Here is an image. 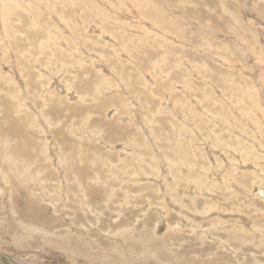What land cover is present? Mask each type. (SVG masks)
<instances>
[{"label":"rangeland","instance_id":"374dc122","mask_svg":"<svg viewBox=\"0 0 264 264\" xmlns=\"http://www.w3.org/2000/svg\"><path fill=\"white\" fill-rule=\"evenodd\" d=\"M211 263L264 264V0H0V264Z\"/></svg>","mask_w":264,"mask_h":264},{"label":"bare ground","instance_id":"6f19581e","mask_svg":"<svg viewBox=\"0 0 264 264\" xmlns=\"http://www.w3.org/2000/svg\"><path fill=\"white\" fill-rule=\"evenodd\" d=\"M60 87H63V89H64V91H66L65 92V94L66 93H68V92H70V89H68V88H65L64 86H58L57 88H60ZM70 94V93H69ZM211 193V192H210ZM161 225V224H160ZM160 225H158V226H160ZM166 227H164V229H165ZM247 236V235H246ZM254 238V237H253ZM256 239V238H255ZM241 248V247H240ZM228 250V249H227ZM195 258V257H194ZM219 260V259H218ZM212 264V263H211ZM229 264V263H228Z\"/></svg>","mask_w":264,"mask_h":264}]
</instances>
